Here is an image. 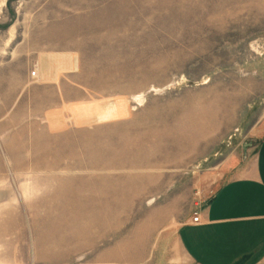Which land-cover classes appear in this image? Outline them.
<instances>
[{"label":"rangeland","instance_id":"1","mask_svg":"<svg viewBox=\"0 0 264 264\" xmlns=\"http://www.w3.org/2000/svg\"><path fill=\"white\" fill-rule=\"evenodd\" d=\"M263 117L264 0H0V257L156 259Z\"/></svg>","mask_w":264,"mask_h":264},{"label":"crops","instance_id":"2","mask_svg":"<svg viewBox=\"0 0 264 264\" xmlns=\"http://www.w3.org/2000/svg\"><path fill=\"white\" fill-rule=\"evenodd\" d=\"M249 138V146L224 163L218 189L198 208V223L187 214L166 216L154 244L135 240L156 257L142 264H264V117Z\"/></svg>","mask_w":264,"mask_h":264},{"label":"bare ground","instance_id":"3","mask_svg":"<svg viewBox=\"0 0 264 264\" xmlns=\"http://www.w3.org/2000/svg\"><path fill=\"white\" fill-rule=\"evenodd\" d=\"M96 146V145H95ZM126 148V147H125ZM96 149V148H95ZM94 149V150H95ZM139 149V148H138ZM132 150V149H131ZM134 150H136V149H134ZM133 150V151H134ZM128 151V150H127ZM102 152V151H101ZM121 152V151H120ZM131 152V151H130ZM98 154H99V152H98ZM96 155V154H95ZM135 155V154H134ZM156 158V157H155ZM123 163V162H122ZM118 164V163H117ZM119 164H120V162H119ZM125 164V163H124ZM123 164V165H124ZM137 164V163H136ZM142 164V163H141ZM145 164H147V163H145ZM98 165V164H97ZM113 165H115V164H113ZM87 166V165H86ZM125 167V166H124ZM94 168V167H93ZM126 168V167H125ZM92 169V168H91ZM113 169V168H112ZM117 169V168H116ZM93 170V169H92ZM94 170H95V168H94ZM120 170V169H119ZM95 182H97V181H95ZM97 186V185H96ZM110 199V198H109ZM113 199V198H112ZM87 215V214H86ZM89 216V215H88ZM84 216H82V218H83ZM90 217V220L92 221L93 220V222H96V220L98 219L97 218V216L96 217H93L92 215H90L89 216ZM81 218V217H80ZM6 262L4 261V258L3 257H0V264H5Z\"/></svg>","mask_w":264,"mask_h":264},{"label":"built area","instance_id":"4","mask_svg":"<svg viewBox=\"0 0 264 264\" xmlns=\"http://www.w3.org/2000/svg\"><path fill=\"white\" fill-rule=\"evenodd\" d=\"M30 77H31V78H34V77H35V72H31V73H30ZM198 220H199V218L195 217V218L193 219V222H194V223H198Z\"/></svg>","mask_w":264,"mask_h":264}]
</instances>
